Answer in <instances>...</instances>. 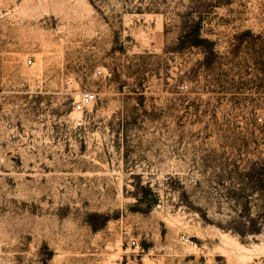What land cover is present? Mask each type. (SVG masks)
Here are the masks:
<instances>
[{
  "label": "rangeland",
  "instance_id": "1",
  "mask_svg": "<svg viewBox=\"0 0 264 264\" xmlns=\"http://www.w3.org/2000/svg\"><path fill=\"white\" fill-rule=\"evenodd\" d=\"M0 264H264V0H0Z\"/></svg>",
  "mask_w": 264,
  "mask_h": 264
},
{
  "label": "built area",
  "instance_id": "2",
  "mask_svg": "<svg viewBox=\"0 0 264 264\" xmlns=\"http://www.w3.org/2000/svg\"><path fill=\"white\" fill-rule=\"evenodd\" d=\"M30 58L27 59V63H30ZM94 101V93L90 90L81 91L77 98L71 102V112L73 113L70 117V121L72 123L73 128L79 129L84 125V117L86 112L91 107ZM181 240L187 241L188 236H181ZM131 244L135 245L133 239L130 240Z\"/></svg>",
  "mask_w": 264,
  "mask_h": 264
}]
</instances>
